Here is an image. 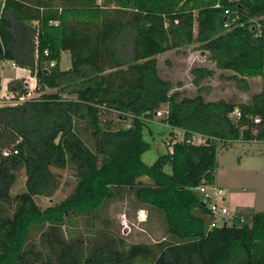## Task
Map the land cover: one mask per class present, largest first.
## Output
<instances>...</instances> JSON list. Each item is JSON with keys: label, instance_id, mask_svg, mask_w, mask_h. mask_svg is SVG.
Instances as JSON below:
<instances>
[{"label": "trees", "instance_id": "obj_1", "mask_svg": "<svg viewBox=\"0 0 264 264\" xmlns=\"http://www.w3.org/2000/svg\"><path fill=\"white\" fill-rule=\"evenodd\" d=\"M226 10L236 22L228 28ZM194 43L240 87L264 79V0L0 1V63L27 69L40 96L0 107V264H264V212L210 230L196 190L215 184L221 150L264 142V86L246 103L182 96L160 75L157 57ZM193 73L196 83L212 75ZM8 91L18 101L30 96L26 79L10 81ZM160 110L184 139L173 132L172 151L148 166L144 131ZM67 168L74 191L41 209L36 198H52L56 171ZM23 173L26 191L14 196ZM132 195L137 211L165 222L164 240L127 243L104 231L86 246L66 237V214L100 215Z\"/></svg>", "mask_w": 264, "mask_h": 264}, {"label": "rangeland", "instance_id": "obj_2", "mask_svg": "<svg viewBox=\"0 0 264 264\" xmlns=\"http://www.w3.org/2000/svg\"><path fill=\"white\" fill-rule=\"evenodd\" d=\"M232 20L226 23L230 24L233 22ZM62 59L61 68L63 70L70 69L71 54L69 52L63 53ZM157 59L160 75L169 80L173 90H179L184 97H194L202 93L208 101L226 100L246 103L250 102L254 95L260 93L264 86L263 78H255L248 81L247 89L240 87L237 82L229 79L230 72L219 69L217 63L211 59V55L200 49L199 43L185 46L180 50L169 51L158 56ZM12 68L18 67H14L10 62H2L0 74L13 79L16 71ZM199 68L212 71V75L196 83L193 70ZM26 81L30 91V96H27L30 98L26 99L40 97L35 92V78H27ZM13 97L14 95L10 92L0 97V107L24 101V99L15 100ZM161 119L148 122L144 131V139L150 144V149L144 154L142 160L148 166L153 165L159 157L172 150L169 143L172 141L173 132L176 134V141L184 139L183 130L172 129ZM125 126L127 127V124ZM195 138L197 142L203 140L201 135H197ZM218 157L219 165L216 179L220 185L225 187L234 198L245 199L247 202L252 201L253 210L248 212L242 210V212L247 214L254 210L264 211V142L239 140L234 142L231 149L221 150ZM56 172L61 176V186L52 198H36L41 209L45 210L47 207L65 200L76 187L77 180L71 168ZM143 181L148 183L146 179ZM25 183L26 176L23 173L12 194L15 196L26 191ZM137 207L132 195L128 198L119 197L113 200L106 205V208L100 209V215L98 213L94 216L68 213L65 215L67 224L64 226V232L68 239L83 240L86 246L92 245L101 235H105L104 231L113 234L117 239H123L127 243L153 244L164 240L167 237L165 222L159 219L156 214L151 217L148 209L145 208L148 219L146 222L140 223L137 219L139 213ZM10 208L13 211L15 204ZM32 241L39 242V234L33 232Z\"/></svg>", "mask_w": 264, "mask_h": 264}, {"label": "built area", "instance_id": "obj_3", "mask_svg": "<svg viewBox=\"0 0 264 264\" xmlns=\"http://www.w3.org/2000/svg\"><path fill=\"white\" fill-rule=\"evenodd\" d=\"M225 15H227V19H228L227 22H230L232 19H233L232 23L235 22V18L232 17L231 12L229 10L225 11ZM232 23L230 24L226 23L225 26L228 28L230 27ZM12 65L14 67L17 66L14 63H12ZM12 105H15V104H12ZM166 113H167L166 110H160L159 112L156 113L154 118L164 119ZM231 117L237 121L239 118L241 119L240 109L236 108L231 114ZM254 122L256 125H259L261 123V119L259 120V118H256ZM253 132L254 134H256L257 129H255ZM200 142H204V140ZM10 153L11 152L9 151H5V155H8ZM196 190L199 193V195H201L202 201L209 211V214L211 217V221L209 225L210 230H214L216 228H222V227H230L233 225V221L236 220L237 218L240 219L241 222H245V217H244L245 215H240L236 209H232L230 207L229 201H228L227 189L220 187L216 184H202ZM137 219L140 223L146 222L148 219V214L146 210H140L139 213L137 214Z\"/></svg>", "mask_w": 264, "mask_h": 264}, {"label": "crops", "instance_id": "obj_4", "mask_svg": "<svg viewBox=\"0 0 264 264\" xmlns=\"http://www.w3.org/2000/svg\"><path fill=\"white\" fill-rule=\"evenodd\" d=\"M10 63H12V62H10ZM13 70L16 71L15 77L13 79L7 78L6 76H3L2 74H0V97H3L5 95H7V93H9L8 84L10 81H12L14 79L34 78L30 75V72L27 69H23V68L18 67V68L13 69ZM33 91H34V89H33ZM26 98H30V97H26ZM26 98L24 100H26ZM215 183H216V185L223 187L222 185H220V183L218 182L217 179H216ZM223 188H225V187H223ZM228 201H229L230 207L232 209H237V211L240 215L246 214V213H243L242 210H244L245 212H248L254 207V206H252V201L247 202V200H245V199L234 198L232 195L229 194V192H228ZM253 212H264V211H255L254 210Z\"/></svg>", "mask_w": 264, "mask_h": 264}, {"label": "bare ground", "instance_id": "obj_5", "mask_svg": "<svg viewBox=\"0 0 264 264\" xmlns=\"http://www.w3.org/2000/svg\"><path fill=\"white\" fill-rule=\"evenodd\" d=\"M216 184V183H215ZM204 204V203H203ZM205 205V204H204Z\"/></svg>", "mask_w": 264, "mask_h": 264}]
</instances>
